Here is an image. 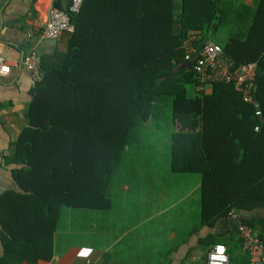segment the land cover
Returning a JSON list of instances; mask_svg holds the SVG:
<instances>
[{
  "label": "trees",
  "instance_id": "obj_1",
  "mask_svg": "<svg viewBox=\"0 0 264 264\" xmlns=\"http://www.w3.org/2000/svg\"><path fill=\"white\" fill-rule=\"evenodd\" d=\"M235 6L236 0H83L70 15L74 31L64 49L40 57L41 79L12 145L13 176L26 194H19V213L0 217V264L48 257L62 207L103 210L126 148L149 135L147 128L168 138L173 172L198 176L202 224L264 208V0L246 34L231 32L220 45L235 65L256 63L260 115L231 83L204 82L196 90L193 62L183 56L188 41L199 48L211 40ZM227 233L201 242L208 250L225 245L229 264H249L247 252H234L243 244L237 227Z\"/></svg>",
  "mask_w": 264,
  "mask_h": 264
},
{
  "label": "crops",
  "instance_id": "obj_2",
  "mask_svg": "<svg viewBox=\"0 0 264 264\" xmlns=\"http://www.w3.org/2000/svg\"><path fill=\"white\" fill-rule=\"evenodd\" d=\"M236 2L239 13L233 7L230 19L222 25L244 36L259 0ZM51 6L50 0H0V54L10 67L7 75H0V217L8 219L23 209L18 198L26 194L14 179L16 165L12 163V145L26 122L31 101V77L21 60L31 48L39 57L49 53V44L39 32ZM65 36L56 41L55 49H64ZM158 142L151 154L133 148L123 158L112 176L109 202L103 210L61 208L50 253L44 259L38 257V264H205L210 244L201 241L208 234L225 235L232 225L246 219L254 222V234L264 238L263 207L235 211L237 217L228 215L211 226L202 224L198 176L173 172L168 138ZM230 237L227 233L226 238ZM5 249L0 236V257ZM234 252L247 256L244 243Z\"/></svg>",
  "mask_w": 264,
  "mask_h": 264
},
{
  "label": "built area",
  "instance_id": "obj_3",
  "mask_svg": "<svg viewBox=\"0 0 264 264\" xmlns=\"http://www.w3.org/2000/svg\"><path fill=\"white\" fill-rule=\"evenodd\" d=\"M52 6L48 10L47 20L39 37L49 44L48 52L55 49V43L61 35H68L74 31V24L70 15L80 10L83 0H66V8H58L54 5L56 0H50ZM184 60L192 61V68L196 83V90H203L204 82H226L231 83L236 91L241 94L243 101L256 107L255 113L260 115L258 103L254 99L256 63L246 62L235 65L226 57L222 47L212 40H205L199 47L195 48L188 41L183 46ZM22 66L30 73L32 86L41 79L40 57L38 51L31 48L21 60ZM10 72V67L5 58L0 54V75L4 76ZM257 129V126L255 127ZM229 216L237 217L235 212H229ZM239 237L243 240L248 254L249 264H264V242L253 232L251 226L242 221L236 224ZM205 264H229V256L226 246L223 244L213 245L206 254Z\"/></svg>",
  "mask_w": 264,
  "mask_h": 264
},
{
  "label": "rangeland",
  "instance_id": "obj_4",
  "mask_svg": "<svg viewBox=\"0 0 264 264\" xmlns=\"http://www.w3.org/2000/svg\"><path fill=\"white\" fill-rule=\"evenodd\" d=\"M229 26L228 25H219V27L214 31L209 33V38L212 41H215L219 45H223L228 36H229ZM144 133H150L146 137L141 136L139 143L134 145V148L139 149L145 154H151L153 150H155L156 147H154V144H159L161 142H158L160 139L159 134L163 133V130L156 131L152 128H147L143 130ZM133 149V148H132ZM158 150L162 152L163 147H159ZM132 152L131 149L125 151L123 158L129 153ZM123 160V159H122ZM196 264H199L198 262Z\"/></svg>",
  "mask_w": 264,
  "mask_h": 264
}]
</instances>
